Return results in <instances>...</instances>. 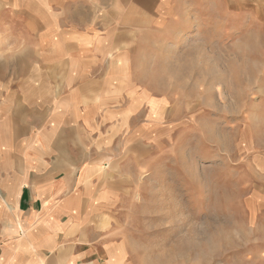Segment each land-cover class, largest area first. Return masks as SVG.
Masks as SVG:
<instances>
[{
	"label": "crops",
	"instance_id": "obj_1",
	"mask_svg": "<svg viewBox=\"0 0 264 264\" xmlns=\"http://www.w3.org/2000/svg\"><path fill=\"white\" fill-rule=\"evenodd\" d=\"M219 4L0 0L4 42L17 51L0 66V264H140L125 196L154 120L149 105L140 119L149 87L131 60Z\"/></svg>",
	"mask_w": 264,
	"mask_h": 264
},
{
	"label": "rangeland",
	"instance_id": "obj_2",
	"mask_svg": "<svg viewBox=\"0 0 264 264\" xmlns=\"http://www.w3.org/2000/svg\"><path fill=\"white\" fill-rule=\"evenodd\" d=\"M192 16L131 60L154 139L134 151L123 226L140 264H264V0ZM3 28L0 66L17 53Z\"/></svg>",
	"mask_w": 264,
	"mask_h": 264
},
{
	"label": "bare ground",
	"instance_id": "obj_3",
	"mask_svg": "<svg viewBox=\"0 0 264 264\" xmlns=\"http://www.w3.org/2000/svg\"><path fill=\"white\" fill-rule=\"evenodd\" d=\"M78 16V15H77Z\"/></svg>",
	"mask_w": 264,
	"mask_h": 264
}]
</instances>
